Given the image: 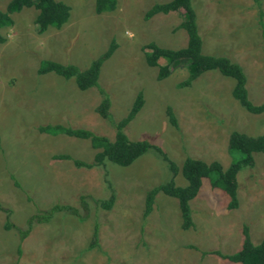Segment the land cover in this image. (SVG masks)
<instances>
[{"label":"rangeland","instance_id":"374dc122","mask_svg":"<svg viewBox=\"0 0 264 264\" xmlns=\"http://www.w3.org/2000/svg\"><path fill=\"white\" fill-rule=\"evenodd\" d=\"M60 1L70 7L60 28L39 33L37 11L27 7L11 14L12 26L0 29L5 37L0 43V264H236L213 251L238 250L243 226L253 243L264 236V153L253 152L252 164L237 173L235 208H228L223 190L202 178L189 201L192 226L181 228L177 200L161 192L143 217L146 191L170 178L185 184L180 172L172 175L153 149L127 166L106 160L84 167L54 158L68 154L90 162L96 150L88 139L39 132L38 125L84 127L109 139L115 129L95 110L101 99L97 88L80 90L72 77L38 74L37 68L42 59L85 68L114 41L98 76L110 98L112 120L124 116L141 91L142 107L123 130L132 140L159 146L178 166L190 156L216 160L225 168L237 157L227 150L230 131L264 133V111L242 108L231 95L233 79L216 70L179 87L187 76L186 60L174 61L167 77L156 78L157 66L146 64L143 46L152 41L179 48L187 39L177 28L182 9L144 18L154 2L166 0H117L113 10L102 13L95 12L94 0ZM191 1L202 52L237 62L246 76L248 97L262 102L264 34L258 21L261 11L264 22V0ZM7 2L0 0V10ZM110 195V208L98 204ZM56 203L73 212L61 210L46 223H33L18 254L17 230L3 226L6 210L9 221L23 229L26 219ZM95 223L97 243L90 247Z\"/></svg>","mask_w":264,"mask_h":264},{"label":"trees","instance_id":"16d2710c","mask_svg":"<svg viewBox=\"0 0 264 264\" xmlns=\"http://www.w3.org/2000/svg\"><path fill=\"white\" fill-rule=\"evenodd\" d=\"M256 1V0H255ZM117 0H94V10L96 13L111 11L115 8ZM27 7H34L37 11L34 22L38 26V32L42 33L46 29L60 28L70 15L68 4L60 0H8L5 9L0 10V29L12 26L13 19L11 14L21 11ZM182 9V20L177 28L185 31L187 36L186 44L179 48H167L157 45L155 42H148L144 47V59L147 65L157 66L156 78L161 80L170 73V64L178 60H186L187 76L178 83L179 87L189 86L203 72L216 70L222 75L233 79L234 84L231 89L232 97L246 111L259 114L264 111V100L260 103H253L248 97L246 88V76L241 66L224 55L207 54L202 52V39L198 32L196 13L191 0H166L164 2H154L144 13V18L148 19L158 13H168ZM259 26L264 34V22L262 13L259 11ZM5 41V37L0 33V43ZM115 47V42L111 41L106 51L93 58L85 68H80L72 63H61L50 59L39 61L37 68L38 74L54 72L63 78H73L77 88L85 90L95 87L101 94V99L95 107L96 112L104 119L113 123L114 136L109 139L107 136L93 132L84 127H72L61 124L38 125L39 132L56 135L64 134L82 139H88L90 145L96 152L92 161L86 162L72 158L68 154H56L57 159H71L74 165L92 167L102 165L106 160L120 166H127L137 157L149 149L159 153L166 162L172 175L180 172L185 180V184L178 185L172 178L160 182L150 187L144 198L143 217L148 215L152 209L155 195L159 192L173 197L177 200L181 215V228L186 229L192 226L191 209L189 201L197 194L202 178H207L213 188L223 190L229 197L228 208H235L237 200V173L245 166H250L253 161V152L264 153V133L250 136L237 130L229 133L227 150L234 157L229 164L223 168L220 162L213 160L210 162L198 158L186 156L178 166L171 160L167 154L157 145L150 143L146 139H130L124 132V127L135 117L143 104L141 91H138L132 104L126 114L119 120H112L109 111L110 98L108 93L100 86L98 81L100 67L103 61L109 57ZM164 60L165 63H160ZM166 114L172 125H176V119L172 109L167 107ZM113 202V195L108 199L99 201L98 204L103 208H110ZM1 208V207H0ZM65 210L73 212L71 207L66 204H53L49 208L33 214L26 219L25 228L13 225L9 221L10 211L7 209V217L4 221V228H14L18 232L19 242L17 244V253L21 252V241L29 233L33 223H46L58 211ZM97 224H94L90 247L97 243ZM243 240L241 247L232 253H220L213 251L223 259H227L236 264H264V236L253 243L249 237L246 226L242 229ZM15 264H18L16 261Z\"/></svg>","mask_w":264,"mask_h":264}]
</instances>
